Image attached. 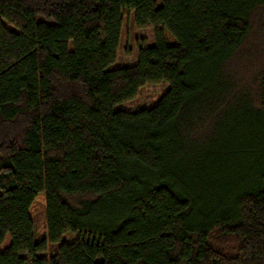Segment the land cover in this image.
Wrapping results in <instances>:
<instances>
[{
	"label": "trees",
	"instance_id": "trees-1",
	"mask_svg": "<svg viewBox=\"0 0 264 264\" xmlns=\"http://www.w3.org/2000/svg\"><path fill=\"white\" fill-rule=\"evenodd\" d=\"M126 16L154 42L112 68ZM6 236L0 264H264V0H0Z\"/></svg>",
	"mask_w": 264,
	"mask_h": 264
},
{
	"label": "rangeland",
	"instance_id": "rangeland-1",
	"mask_svg": "<svg viewBox=\"0 0 264 264\" xmlns=\"http://www.w3.org/2000/svg\"><path fill=\"white\" fill-rule=\"evenodd\" d=\"M158 6L161 5V0H156ZM154 42V27L147 26L144 28H137L129 16L125 17L124 26L122 29L121 46L118 51L117 61L112 68H121L132 66L137 62L138 49L141 43L149 45ZM168 86L166 84L146 85L143 87L137 97L122 106L123 109L137 110L145 107L155 105L160 98L167 92ZM33 215L36 218V234L42 236L45 233V206L44 194H42L35 202L33 208ZM72 235H66L63 238L64 242L71 241ZM11 244V238L6 236L4 242L0 245V250L4 251ZM60 244H51L46 251L39 253L41 258L48 259L58 249Z\"/></svg>",
	"mask_w": 264,
	"mask_h": 264
}]
</instances>
